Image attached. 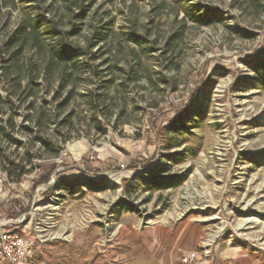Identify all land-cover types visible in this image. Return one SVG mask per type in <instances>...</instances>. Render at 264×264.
I'll return each mask as SVG.
<instances>
[{"label":"rangeland","instance_id":"1","mask_svg":"<svg viewBox=\"0 0 264 264\" xmlns=\"http://www.w3.org/2000/svg\"><path fill=\"white\" fill-rule=\"evenodd\" d=\"M243 1L97 0L69 43L83 46L93 30H114L119 52L110 57L121 70L114 75L102 66V76H85L73 105L49 130L56 148L47 152L36 140L27 168L32 171L20 182L3 171L29 158L33 138L22 130L25 111L19 112L15 138L25 146L15 151L1 143L0 229L17 227L21 234L20 211L27 208L35 212L32 228L41 230L40 220L63 207L59 218L75 229L69 241L88 245L74 253L90 255L95 264L98 245L115 240L119 214L130 212L145 224L187 221L202 229L203 243L242 248L264 260V69L258 67L264 65V0H256L261 13L242 7ZM13 2L12 11L0 3V39L2 25L13 29L31 5ZM54 3L69 31L75 22L59 0ZM189 4L222 21L202 26L185 20ZM129 27L144 36L143 49L122 36ZM113 78L114 84L106 83ZM4 87L0 77V93ZM91 91L101 95L98 110L88 98ZM52 96L43 92L39 101ZM185 106L189 113L175 131L171 124ZM67 115L71 124L63 130L58 122ZM53 166L49 184L33 191V182ZM153 176L186 179L176 188L149 190L146 181ZM48 238L47 245L67 244Z\"/></svg>","mask_w":264,"mask_h":264},{"label":"trees","instance_id":"2","mask_svg":"<svg viewBox=\"0 0 264 264\" xmlns=\"http://www.w3.org/2000/svg\"><path fill=\"white\" fill-rule=\"evenodd\" d=\"M9 1L6 3L7 0H0L1 8L16 10L13 0ZM25 1L31 5L26 8L22 18L13 29L10 30L8 23L2 25L4 36L0 39V77L5 86L4 94L0 93V163L5 159V148L1 146V143L13 146L15 151L25 146V142L15 138V135L19 133L16 118L22 109L25 111V119L21 124L22 130L33 138L32 144L28 146L29 158L18 163L14 160L11 162L12 167L3 170L8 177L16 176L18 182L32 171L27 168L33 163L30 155L37 144L36 140L40 142L41 149L47 152L56 148L52 138L48 135L49 130L57 121V117L67 112L73 105L77 87L88 82L85 76L87 74H92L93 77L102 76L103 72L99 71L102 66L107 67L108 72L112 74H114V69L121 70L119 60L110 57L114 50L119 52V33L114 30L108 28L93 30L92 36L83 46H72L69 43L70 36L80 34L79 25L84 23L88 9L97 0H59L65 15L75 22L69 31L64 26L61 17L56 15V9H54L56 0ZM241 3H243L242 7L255 8L258 13L263 12L260 7L258 8L256 0H245ZM183 11L185 20L188 19L198 25L209 26L222 21L219 16H207L190 4L185 5ZM90 29H95V27L91 26ZM122 36L126 37L128 44L143 49L144 36L137 33L134 27L124 30ZM95 49L97 51H94ZM100 59L102 62L98 64L97 61ZM258 67L264 69L261 63ZM115 82L116 78H113L106 83L114 84ZM56 83L58 87L55 88ZM43 92L47 95L53 93V96L49 101L41 104L39 97ZM88 98L94 103L95 110L103 105L100 94L91 91L88 93ZM188 107L182 108L178 114L179 117L173 120L171 128L175 131L183 128L180 119L189 113ZM58 123L61 129H67L71 124V115H67ZM62 138V143L66 145L67 136ZM59 149V152L62 151V148ZM131 167L135 169L134 165ZM55 168L53 166L33 182L32 190H36L40 185L49 184ZM165 172L167 171L163 169L159 174ZM185 179L186 177L183 176L166 178L153 176L146 181V184L149 190H166L181 186ZM26 211L27 208L20 211V214Z\"/></svg>","mask_w":264,"mask_h":264},{"label":"crops","instance_id":"3","mask_svg":"<svg viewBox=\"0 0 264 264\" xmlns=\"http://www.w3.org/2000/svg\"><path fill=\"white\" fill-rule=\"evenodd\" d=\"M26 203L28 206L30 201ZM62 208L52 209L56 212L53 218L40 220L44 226L41 230L32 228L33 222H36L35 212L25 213V222L20 229L22 236L34 241L31 264H45L44 260L47 257H51L49 264H91L90 255L75 254L77 251H87L88 245L73 244L69 241L71 236H74L75 229L73 224L68 225L70 221L68 218H59V211ZM17 229L14 228V231ZM71 230L72 234H70ZM115 236V240L109 244H96L98 255L94 258L95 264H179L181 258L192 250H199L203 255L200 264H264V260L253 257L245 249L233 248L225 244L214 246L203 243L202 229L192 226L187 221L175 224L167 222L145 224L134 214L122 212L119 214V229ZM48 237L58 241L63 240L67 244L47 245ZM76 257L78 260H75ZM0 264L8 263L0 261Z\"/></svg>","mask_w":264,"mask_h":264},{"label":"built area","instance_id":"4","mask_svg":"<svg viewBox=\"0 0 264 264\" xmlns=\"http://www.w3.org/2000/svg\"><path fill=\"white\" fill-rule=\"evenodd\" d=\"M34 255V241L25 238L16 231L0 229V261L8 264H31ZM203 255L199 250H192L183 256L179 264H200Z\"/></svg>","mask_w":264,"mask_h":264}]
</instances>
